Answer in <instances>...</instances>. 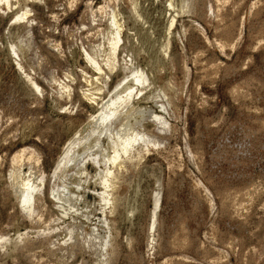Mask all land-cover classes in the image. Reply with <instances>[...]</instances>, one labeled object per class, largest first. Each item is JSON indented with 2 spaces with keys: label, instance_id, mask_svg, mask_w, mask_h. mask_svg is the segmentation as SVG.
<instances>
[{
  "label": "rangeland",
  "instance_id": "obj_1",
  "mask_svg": "<svg viewBox=\"0 0 264 264\" xmlns=\"http://www.w3.org/2000/svg\"><path fill=\"white\" fill-rule=\"evenodd\" d=\"M104 1L80 0L76 6L70 0L0 2V264H97L102 258L94 252L97 246L72 249L80 233L93 226L109 237L107 249L116 256L110 264H214L217 256L226 264H264V0H189L186 11L175 9L179 13L169 35L166 29L155 34L151 24L166 0H141L139 18L131 9L133 0H123L120 7L127 10L119 17L126 23L121 42L126 61L150 76L158 74L153 87L168 93L154 97L145 89L135 99L146 108L139 126L154 127L148 110L163 115L169 130L160 136L166 140L148 152L142 149L140 164L134 163L135 152L118 170L127 195L107 212L108 224L98 204L93 164L88 177L81 175L86 194L78 211L65 215L47 185L41 220L22 211L19 175L11 173L15 151L34 148L50 182L68 144L112 94L117 79L131 70L130 64L118 66L97 103L85 98L86 78L94 79L96 71L84 46L102 40L91 33L99 27L106 36L108 21L103 16L82 20V14L89 4L98 9ZM207 2L215 5L212 12L205 9ZM53 75L72 87L69 96L47 80ZM159 102L174 104L163 109ZM133 116L131 123L142 118L137 112ZM159 186L161 206L152 227ZM133 203L136 210L129 212ZM50 214L59 219L51 220ZM72 224L75 239L58 242Z\"/></svg>",
  "mask_w": 264,
  "mask_h": 264
},
{
  "label": "bare ground",
  "instance_id": "obj_2",
  "mask_svg": "<svg viewBox=\"0 0 264 264\" xmlns=\"http://www.w3.org/2000/svg\"><path fill=\"white\" fill-rule=\"evenodd\" d=\"M11 1L12 0H0V2L6 4V6H9ZM79 1L80 0H70V5L73 6ZM104 2L105 3H103V5H101L98 9H93L89 4L88 8L85 9L82 14V20L90 18L92 21L96 22L101 16H103L107 18L108 21L106 27V36H104L103 33L104 28L99 27V29L93 32L91 31V33L97 36L100 35L102 40L96 44L88 40V42H86L88 44L84 46L86 59L96 71L94 79L86 78V81L89 83V85L88 88L83 91L85 98L92 104L97 103L98 97H102L101 94L104 91L105 86L108 85L113 71L117 69L118 66L121 68H128L127 65L130 64L131 70L127 73H124L123 76L117 79L115 85L113 86L112 94H107L104 96L99 107L97 108V113L90 115L87 122L84 123L85 125L83 126V130L81 131L80 135L77 138L72 139V141L68 144L63 156L55 163L51 179L49 178L50 182L47 183L46 174L42 170L43 167H41V156L34 148L22 146L16 150L13 156L10 158L12 164L11 173L13 175L18 173L19 175V181L17 184L20 192V207L24 214L28 217H31L33 221L41 220L40 213L43 209L42 206H44L45 185L48 186L47 193L54 199L55 204L63 209V213L65 215H68L70 210H72V212L78 211V201L84 199L86 194L85 192L82 193L81 191V189H86L82 186L81 182L83 179L81 175H86V177H88L90 174L88 173L87 167L89 164H93L97 167V172L93 175L94 182L99 183L100 185V191H97L99 196L98 204L105 218L103 219V222L108 224L105 221L106 216H108L107 212H114L118 206H121L120 204L125 199L124 194L126 193L121 187L123 174L120 172L123 167L126 168L125 160L132 159L134 155L133 153L137 152L134 163L138 165L144 158V154L141 153L142 149L145 150V152H148L150 150V146L159 145L164 143L166 140V135L163 134L164 137L163 135H161L162 137L160 136L162 132L166 133L169 130V124L166 118L163 115L156 114L148 110V116L155 124L154 127L152 126V129L149 128L144 130L139 125H143L142 119L146 116V108L144 106L138 105V102L135 103L134 101L135 99L139 100L144 96V92H146L145 89L151 90V92L154 93V97H166L168 96V93L164 88L156 89L153 87L158 74L150 76L146 69L130 61H126V54H123L121 47V42L123 40L122 32L126 23L125 21H122V18L119 17L127 10L120 7V4L123 2V0H105ZM213 2H210L211 5H208L205 9L208 8V11L211 10L212 12V10H214L213 8L215 7ZM224 3H226V1H224ZM178 6L181 8V11L184 12L190 6V2L189 0H181L179 4L175 5L174 0L165 1L163 13H161L158 18H155L151 22L155 34H159L165 29L169 32L167 35L170 34V31L177 20V15L179 12L178 9H175ZM217 6L219 7V5ZM142 8L141 0H133L131 9L135 12L137 18L141 17ZM219 12L220 9H218L217 13ZM26 15H28L27 12L17 16L15 20L18 21ZM138 32V30H135L136 34ZM166 40L165 47H167L169 43L168 37ZM224 44L225 43L222 42V45ZM17 46L18 45H12L15 50L16 48L19 49ZM183 64L180 66L185 68L186 65ZM29 80L32 82V85L41 92V87L38 85V83L33 81L31 78H29ZM47 80L63 89L68 96L70 95L72 87L63 79L53 75L48 77ZM151 87H153V89H151ZM160 92L162 95L159 94ZM171 102H174V100H171ZM159 103L163 109H167L169 104H174L170 102ZM136 112L139 113L142 118L141 120L135 118V123H131L130 118H133V115ZM189 156L194 158L193 152L189 151ZM24 165L28 166V171L26 172L23 170ZM62 178H64V182L61 181ZM161 197L162 188L159 186L158 190L153 196L154 208L152 227H155L154 225L158 223L157 216L158 209L161 206ZM133 205H135V203L128 206L129 212L136 210L134 209L135 206ZM241 206L243 205L241 204ZM50 215L51 220L53 221L59 219L57 215ZM74 228L75 227L73 224L71 226L68 225L61 238L58 239V242L74 240ZM80 235L81 237L78 238L72 247L74 252L80 250L82 247H88V245L93 246V249L95 246H97L94 252L98 256H102V258L98 259L99 261L97 264L112 263H109V261L115 254L112 255V253H109V250L107 249V246L110 243L109 237L103 235L97 226H93L90 230H84L80 233ZM185 242H183V244H185ZM148 244L151 245V242L149 241ZM115 257L116 256H114V258ZM211 261H213L214 264H226L227 259L224 258V256H219V258L217 256L215 259L213 257V260L211 259Z\"/></svg>",
  "mask_w": 264,
  "mask_h": 264
}]
</instances>
